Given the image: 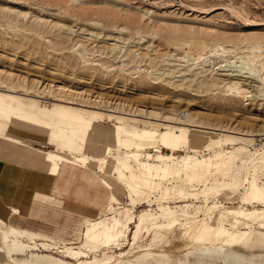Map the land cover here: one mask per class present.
<instances>
[{
  "label": "rangeland",
  "instance_id": "obj_1",
  "mask_svg": "<svg viewBox=\"0 0 264 264\" xmlns=\"http://www.w3.org/2000/svg\"><path fill=\"white\" fill-rule=\"evenodd\" d=\"M223 51L228 62L240 57L247 69L264 75V0H0V107L50 117L22 133L0 112V220H9V205L29 218L25 227L37 235L23 242L25 252L14 256L15 264H31L35 256L59 264H105L122 253L135 264H192L195 255L187 254L185 245L192 227L228 228L224 215L223 223H214L212 207L238 214L263 209L248 206L231 192L243 193L240 166L221 163L189 184L183 178L170 182L163 195L142 187L140 170L129 158L132 147L119 153L108 149L111 162L103 169L89 148L61 150V138L54 134L61 131L56 124L64 113L90 119L88 113L94 112L120 119L106 120L109 128L124 123L132 131L158 125L175 137L185 133L189 142L217 134L228 139L226 151L248 160L264 144V89H250L249 94L226 89L227 78L214 72L224 61ZM45 126L51 133L40 131ZM217 127L219 132L212 131ZM243 131H258L255 142L237 141ZM6 140L25 147L15 143L6 153ZM184 141L173 143L178 161L213 158V142H205L198 152ZM161 151L172 155L168 148L161 146ZM18 152L24 157H16ZM58 153L84 161L85 170L50 181L48 160ZM116 158L127 162L115 174L123 191L111 201L90 170L115 178ZM134 170L141 189L124 181ZM254 170L264 186V164L256 163ZM21 173L35 178L38 190L19 188L14 179ZM71 190L96 211L72 213L61 206ZM99 226L109 227L110 234L82 247L85 236ZM39 229L45 235L38 236ZM251 243L260 247L247 242L227 258ZM46 245L71 252L58 249L64 253L56 254ZM198 245L194 250L204 246ZM96 248L102 249L99 254Z\"/></svg>",
  "mask_w": 264,
  "mask_h": 264
},
{
  "label": "bare ground",
  "instance_id": "obj_2",
  "mask_svg": "<svg viewBox=\"0 0 264 264\" xmlns=\"http://www.w3.org/2000/svg\"><path fill=\"white\" fill-rule=\"evenodd\" d=\"M222 53L224 54V61L219 63L220 65L214 69V72L218 77L227 78L226 83L223 84L226 89L237 93L247 91L248 94L251 92L249 91L250 89L258 91L264 89L263 74L256 75L253 71L247 69V65L240 57L235 58L233 62H228L226 60V54H228V52L223 51ZM223 63L225 64L223 65ZM2 100L3 97L0 96V105L3 102ZM12 101L13 100H11V102ZM0 112L3 115L7 114L5 117L8 118V120H14L16 126L21 129L22 133L33 129L32 125H34V123L42 125L43 120L50 119L47 115L39 116L35 113H15L8 107H0ZM79 113L84 112L81 111ZM88 114L91 116L90 119H84L79 114L71 115L68 113H64V115L58 118L56 126L61 129V131L54 134L56 137L61 138V150H69L76 147L79 149L89 148L90 154L100 157L101 167L105 169L107 163L111 162V154L108 152V149L115 148L119 153L122 147H132L129 158H133L136 167L140 170L142 187L152 193H156V191L159 190L161 194L165 195L166 191L169 190L166 184L170 182L177 184L182 178L189 184L199 173L205 174L208 171H212L221 163H224V165L227 163V166L233 164L236 168L239 166L243 168L245 178L240 185L243 193H237L233 189L231 192L237 195L242 202L247 203L248 206L255 204V207H261L263 209L243 211L238 214L232 208L220 206L218 207V211H216V208L212 207L209 215L214 223L216 221L217 223H223L224 220H222V218L224 217H222V215H224L225 219L228 220V228L216 224H213L208 229H206L207 227L204 225L192 227V234L188 237L185 245L190 248V250H194L193 247H198V243H203L204 245L202 248H195L194 252L189 250L187 253L195 255L192 264H215L216 262H219V264H227L226 257L235 247L244 245V243L247 242H254L260 247L264 246V186L258 184L254 170V165L256 163L264 164V144L260 149L256 150L252 158L244 160L240 157L241 155L239 153L226 151L224 145L228 139L226 137L223 139V137L217 134L198 135L195 141L189 142L185 140V133L181 134L179 137H175L168 132L160 130V126L158 125L152 126L153 128L151 129L143 128L137 130L132 128V131H130L128 125H124V123H119L118 126L112 125L109 128L104 124L106 120L120 122V119L112 115L101 113L92 112ZM67 128H72L70 133L66 132ZM40 131L46 134L51 133L46 126ZM212 131L219 132L220 128H214ZM257 133L258 131H243V133L240 132L239 134L243 138L236 139L241 143L255 142L254 138L257 137ZM261 136L264 137V135ZM180 140H185L187 143L189 142L192 150L198 152L205 142H213L212 150H215L213 158L210 159L209 162L203 159L193 160L191 158H188L186 163L178 161L174 155L178 147L173 143ZM5 143L3 148L5 147L6 153H9L11 148H14V145H16L15 143L23 145V142L20 143L10 140H6ZM161 146L168 148L172 155L164 156L161 151ZM19 152H21L20 149ZM15 156L18 158L24 157L23 154L20 153L18 155L15 154ZM150 159H152L151 161L153 163H151ZM174 159L176 160L173 161ZM79 161L80 163L73 162L64 154L58 153L50 155L48 162L51 163L52 168L50 171H47L50 181H57L60 177H72L80 168L85 170V162L82 160ZM125 162H127V160L123 161L120 158L114 160V167L111 172L114 177L118 170L123 169L122 165L126 164ZM90 172H92L93 176L97 178L107 190L110 200L116 201L115 194L123 191V186L118 181V178H111L108 175H103L93 170H90ZM60 173L61 176H59ZM136 173L137 171L134 170L124 178L126 184H129L130 188L133 190H135L134 188L136 187V190L141 189L135 182ZM15 177L14 182L19 188L38 190L36 179L32 176L21 173L15 175ZM47 183L50 184L49 182ZM63 196L66 195H59V197ZM6 210H8V212L10 211V214H8L9 220L7 222L0 220V264H15L16 259H14V256L25 252V244L23 242L25 240L32 241L33 236L37 235L32 234L30 229L25 227V223L28 224L27 221L29 218L23 217L17 209L9 205H7ZM131 220L132 216L126 223L129 224ZM119 224L120 223L116 221L115 225ZM109 231V227L99 226L96 232L85 236L82 247L88 243L94 244L97 240H101L103 235L110 234ZM44 233L43 229L38 230V236H42ZM254 235H259V237ZM114 237L118 240L117 235ZM109 238H113V236H109ZM46 246L49 250H56V254L64 253L60 252L58 249H63L66 253L71 252L67 248L54 247L53 245ZM110 249L114 248L112 247ZM101 250L102 249L96 248L95 253L99 254ZM111 256L114 261L106 262L105 264H135L126 262L124 253L120 254L117 259H115L113 255ZM31 259L33 260L31 264H59L52 258L48 259L35 256ZM158 264L160 263L158 262Z\"/></svg>",
  "mask_w": 264,
  "mask_h": 264
},
{
  "label": "crops",
  "instance_id": "obj_3",
  "mask_svg": "<svg viewBox=\"0 0 264 264\" xmlns=\"http://www.w3.org/2000/svg\"><path fill=\"white\" fill-rule=\"evenodd\" d=\"M42 184V183H41ZM74 184L73 188L75 189L78 185ZM73 190V189H72ZM70 191L67 198L62 200L61 206L63 205L65 209H70L72 213H85L90 214L96 211V208L80 201L76 198L73 193ZM71 195V196H70ZM238 254V255H237ZM228 256V255H227ZM227 264H264V246L256 247L255 244L251 243L246 246L241 252L230 253L229 257H226ZM168 264V261L167 263ZM215 264H219L216 262Z\"/></svg>",
  "mask_w": 264,
  "mask_h": 264
}]
</instances>
